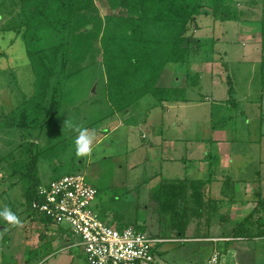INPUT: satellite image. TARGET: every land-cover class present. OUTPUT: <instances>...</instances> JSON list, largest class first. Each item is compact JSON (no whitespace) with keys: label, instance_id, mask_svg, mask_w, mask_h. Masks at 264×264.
<instances>
[{"label":"rangeland","instance_id":"374dc122","mask_svg":"<svg viewBox=\"0 0 264 264\" xmlns=\"http://www.w3.org/2000/svg\"><path fill=\"white\" fill-rule=\"evenodd\" d=\"M74 1L76 9L70 16L65 34L68 48L64 72L52 78V85L60 91L59 104L47 119L44 113L50 107L52 88L48 90L47 99L41 101L34 87L36 76L27 54L25 27L20 31L17 28L21 10L19 0H0V117L25 101L28 105L27 117L44 119L39 127L27 128L29 135L27 130L0 128V209L10 208L21 220L20 225L14 226L0 219V264H19L17 262L26 258L31 248L42 250L39 245L49 240L50 246H44L46 251H50L47 256L42 259L35 257L20 264H88L81 246L75 244L77 239L70 234L66 221L45 229L43 223L28 214L23 181L11 172L19 165L23 166L21 169L25 173L34 164L42 182L66 174H82L85 181L97 189L94 209L97 212L99 208L105 209L114 214V217H103L108 218L106 220L112 225L122 222L123 226H127L151 219L153 224H168L167 217L161 222L155 215L156 220H153L147 207L148 204L153 205L149 195L163 178H197L202 172H207L202 161L212 157L215 164V150L223 146L217 140L225 138V134L229 136L239 132L238 122L242 124L243 116L248 118L247 130L242 131L245 134L237 133V137L230 135L223 148L230 149L232 159L237 161V169L249 178L255 176L257 170L254 164L258 160L256 150L259 146L264 149V97L260 98L259 93V60L263 53L260 21L264 0L237 1L235 6L242 10L243 14L239 17L243 20H222L216 18L213 12L208 15L201 13L189 23L185 37L190 36L186 44L192 53L184 62H165L164 70L159 73L160 80L166 84L172 76L179 77L178 86L186 83L185 96L189 100L178 103L165 113L153 107L155 101L150 95L128 111L115 112L107 96L102 29L107 23V16L114 22L123 16L133 18L136 15H130L125 7L109 6L107 0H95L92 4L86 2L89 6H84L80 0ZM233 8L230 5V10ZM201 9L211 10L208 0H202ZM34 34L42 38L34 42V47L59 40V36L49 35L42 29ZM49 53L50 65L55 71L59 70L62 50L57 48L56 54ZM109 53L110 50L106 57L110 61L113 55ZM210 70H214V75ZM182 72L185 75L181 76ZM190 74L195 81V77L199 76L198 84L190 81ZM44 76L41 71V83ZM217 78L221 80L219 83ZM249 91L247 100L245 94ZM232 101L238 102L237 107L232 106ZM258 125L262 135L257 133ZM79 128L95 133L91 156L76 155L75 139ZM156 135L161 147L157 146ZM165 149L172 152L171 158L159 156L160 151ZM208 151L210 154L207 155ZM241 151L246 153L245 163L241 162V153H237ZM204 154L205 158H202ZM219 156L220 163L228 161L224 152H220ZM245 164L243 171L240 166ZM213 167L215 175L219 176L218 166ZM219 185L216 182L212 184L211 195L221 200L223 196L218 192ZM227 208V204H221L220 210L213 214L214 225L218 226L220 215ZM237 220L234 214L227 221L223 220L226 228L222 231L221 227V233L228 232ZM190 228L189 234L194 231ZM16 231L20 232V237L12 238L8 244ZM143 231L149 233L146 229ZM43 232L44 240L40 239ZM168 235H171L170 231ZM70 242L72 245L69 248ZM165 244L169 247L161 256L158 250L155 253L157 264L170 263L172 259L182 264H207L213 248L210 243L198 240ZM244 245L237 248L243 260L241 264H264V242L253 248ZM215 254L209 264L216 263ZM20 256L21 260L18 259Z\"/></svg>","mask_w":264,"mask_h":264},{"label":"trees","instance_id":"16d2710c","mask_svg":"<svg viewBox=\"0 0 264 264\" xmlns=\"http://www.w3.org/2000/svg\"><path fill=\"white\" fill-rule=\"evenodd\" d=\"M95 0H80L84 6H89L86 2ZM111 7H125L134 16L129 15L117 18L113 22L108 18L104 29L101 32L102 44L105 49L104 67L108 77L107 96L110 103L117 110L129 108L143 94H152L158 100L174 99L183 95L184 89L161 87L156 85L160 76L163 64L166 62H184L191 51L186 43L190 36L185 37V32L191 21L197 15L205 13L212 14L222 20H240L242 10L235 6L239 0H208L211 10L201 9L202 0H107ZM78 2V1H77ZM21 10L18 14L19 24L17 28L26 34V44H28L27 54L32 60L34 74V87L37 89L39 99L45 101L50 87L52 95L49 97V109L45 111V118L53 114L59 104L58 97L60 91L52 85V78L55 75L61 76L64 72L66 50L68 48L65 34L69 26L70 16L76 9L74 0H19ZM230 5L234 6L230 10ZM247 19V18H246ZM243 20V19H241ZM261 24V46L263 53L260 59V71L262 80V95H264V13H262ZM40 26V27H39ZM39 27V28H38ZM49 33V35L59 36V40L34 47L36 37L34 33L39 31ZM39 30V31H38ZM38 31V32H36ZM40 36V35H39ZM184 43V45H182ZM199 43V42H198ZM62 50L59 59L60 69L55 71L50 65L49 51L57 53V48ZM110 50L112 59L109 61L106 53ZM192 52V51H191ZM40 63V66L39 64ZM42 66V68H41ZM41 71L45 74L39 81ZM196 80L198 79L195 77ZM55 80V79H54ZM190 81H195L193 75ZM28 105L14 108L8 114L0 117V128L9 130L24 131L35 129L42 125L44 119L37 117H27ZM34 118V119H29ZM27 134L30 131L27 130ZM208 161V176L205 178H163L151 195V200L157 205L160 213H164L170 223V233L177 238H186L187 231L192 224L194 233L202 234L201 229L208 227L213 218V214L218 211V202L210 197L209 184L215 180V169L212 157ZM35 165L29 167L25 173L21 165L13 169L12 175L17 174L23 181L24 201L28 214L33 219L43 223L45 229L56 226L58 223L33 208L35 201H40L37 193V186L42 183L39 179ZM19 179V178H18ZM222 193L232 198L234 194L233 180L226 176L223 181ZM256 205L251 212L243 218L237 220L230 232L233 237H253L264 236V193L258 192ZM41 215V216H40ZM104 219L103 215H100ZM224 218V215L220 216ZM121 226H119L120 228ZM56 228V227H55ZM58 229V228H57ZM59 230V229H58ZM206 231V230H204ZM70 232V231H69ZM71 234V232H70ZM194 234V235H196ZM204 234V233H203ZM207 234V232H205ZM44 232L40 235L43 239ZM68 236V235H67ZM44 240V239H43ZM43 244V245H42ZM42 250L30 249L26 258H18L23 263L32 261L40 257L47 256L50 251L45 247L50 246V240L42 242ZM45 246V247H44ZM20 262H17L20 264Z\"/></svg>","mask_w":264,"mask_h":264},{"label":"crops","instance_id":"0c3cea01","mask_svg":"<svg viewBox=\"0 0 264 264\" xmlns=\"http://www.w3.org/2000/svg\"><path fill=\"white\" fill-rule=\"evenodd\" d=\"M191 53L192 52L190 51L188 55H190ZM259 66H260V60H259ZM163 68H165V67H163ZM245 69H246V67L244 68V70ZM210 72H212L211 75H214L213 74L214 70H210ZM245 73H247V72H245ZM183 75H185V73L182 72L181 76H183ZM190 76H192V74H190ZM160 77H161V74H160V76L157 80V83H156V85H158V86L179 88L180 85H182V84H179V86H178L179 77L176 78L175 76H172L171 78H168L170 81L169 84L162 82L160 80ZM261 77H262V75H261V71H260V91H259L260 98L264 97V95H262ZM212 79L215 80L214 76H212ZM218 81H221V80H219V78H217L216 82L219 83ZM198 82H199V76H198V79L196 81H194L193 84H198ZM193 84H191V85H193ZM181 88L184 89V93H183V95H180V97H178V98L167 99V100H158L152 94H143L134 103H132V105L129 108H127L125 110H121V111L130 110L131 107L138 104L142 98H144L147 95H150V96H152V98L155 101L153 107H158L161 110V113H165V112H167L168 109L174 108V106H176L178 103H184V102H187L189 100L185 96L186 90H187V84L184 83V85ZM250 93H251V91H249L248 93L245 94V99L249 100ZM226 101L227 100L225 99V102ZM258 101H259V98H258ZM235 102L236 101H234V102L232 101V106L237 107L238 102H236V103ZM116 111L119 112V110H117L115 108V112ZM169 113H170V111H169ZM241 113H243V111ZM247 119L243 116L242 124L238 122V124L240 126V131L234 132L233 133L234 136L232 133L230 135H232L233 137H237L236 136L237 133H239V135L245 134L242 131L247 130V125H248ZM257 124H259V123H257ZM256 129H257V133L262 135V131H261V128L259 125L256 126ZM235 131H237V129H235ZM223 134H222V136H223ZM230 135L228 136L227 134H225V138H221V140H217L218 142H221L223 144L222 147H221V145L220 146L217 145L218 148L215 150V153L213 155L215 157V164H213V165L218 166L217 173L219 174V176L215 175V180H213L209 184L210 197L212 199L217 200L218 210H220L221 204H227L228 205L226 212L221 214V215H224V218H220L218 226L214 225L212 223V220H211L210 225L207 228L204 227L205 228L204 230H206V231L201 229L202 234L194 235L193 233L195 231H193L191 234H189L190 233L189 232L190 226H189L186 238H177V237H174L172 234L168 235V233L170 231L169 221H168V224H165V223L164 224H159V223L153 224V221L151 219L150 221H147V222L145 220H142V221H137L136 223H134L132 225H127V226H133V227L140 229L142 231H143V229H146L147 231H149V233H148L149 235L162 239L161 242L157 243V245L155 247V253L158 250V252L160 253V256H161L164 253V249L169 247L165 244L167 242H171V241L183 242V241H188V240H198V241L208 242V243H210V245L213 246L212 253L210 255L211 257H208L207 264H209V261L212 259V256L214 253L217 254V261L215 264H241L243 260L240 259L237 248H240L242 245L245 244V242L247 243L246 245H248L251 248L256 247L261 242H264V236H260V237H258V236H253V237H241V236L233 237V236H231L230 232H231L234 225L230 226L228 229V232H225V234L221 233V227L223 229L222 231H225V228H226L224 226V224L222 223L223 220L227 221L231 214H234L235 216H237L238 220L243 218L245 215L249 214L251 212V210L253 209V207L256 205V202H257L256 200L258 199V195H259L258 192L264 193V187L262 188V185L264 186V178L262 179V176H264V152L261 151V150L264 151V149L261 146H259L258 149L256 150L257 155L255 157H258V160L255 161L254 164H256L257 170L255 171V176H253L252 178H249L246 176V174H243V172L240 169H237L238 168L237 161H234L232 159L233 154L230 152V149L228 150L226 148H223V147H225L224 144H225V141L227 140L226 138L231 137ZM249 135H250V131H249ZM142 136H144V135H142ZM157 137H158V135H156V143H157V146H160V141H159V139L157 140ZM260 142H261V140H260ZM220 152H224L225 155L228 156V161L222 162V163L219 162V157H220L219 153ZM250 152H252V151H250ZM237 153H241L240 156L242 157V160H243L241 162L245 163L244 156L246 155V153L244 151L237 152ZM206 154L207 155L210 154V151H208V153H206ZM206 154H204V157L202 156V158H205ZM248 154H249V151H248ZM252 155L254 156V154H252ZM159 156L162 158L169 159L173 155L169 149H165V150L160 151ZM206 159L202 161V164H204L206 166L207 172H202V174H200V176L197 178H205L209 174L208 169H207V163L208 162L206 161ZM249 162H250V160H249ZM249 162H247L246 164H248ZM221 164H222V166H220ZM246 164L240 166V168H243V171H245ZM262 167H263V171H262ZM204 170L205 169H203V171ZM227 175L230 176L233 180L234 194L232 195V198H230L229 196H225L222 193L223 181ZM214 182L220 184L218 187V192L221 196H223V198L221 200L218 199L217 197H213L211 195L212 184ZM152 193L153 192H151V194L149 195V200H151ZM225 201H228V203H226ZM150 202H152V200ZM147 207L150 208L149 212H151L150 214L152 215L151 217L153 218V220H156V216L158 218L157 221L159 220L162 222V219H165V217H166L165 214L160 213L158 211L157 205L155 203H153V205L148 204ZM98 210L100 211V212L98 211L100 213V215H103L104 217H107V216L109 217V216L114 215V214L113 215L109 214L105 209L99 208ZM106 219H108V218H106ZM112 220H113V218H112ZM106 221L108 223H110L108 220H106ZM113 226H116V227L121 226L120 228L125 227L122 225V222L121 223L117 222V225H113ZM190 229H193V227H191ZM214 230H216V231L214 232ZM163 231H166V232L162 233ZM17 232L18 231H16V233L11 236V239H10L8 244H10L11 240H13L12 238L20 237V232L19 233H17ZM205 232H207V234H205ZM25 242H27V241L25 240ZM236 244H239V246H236ZM71 245L72 244L70 242V245L68 247L70 248ZM246 245H244V246H246ZM229 253H230V255H229ZM175 263L182 264V263L176 262L175 259H172L170 263L165 262L164 264H175Z\"/></svg>","mask_w":264,"mask_h":264},{"label":"built area","instance_id":"2783aa9c","mask_svg":"<svg viewBox=\"0 0 264 264\" xmlns=\"http://www.w3.org/2000/svg\"><path fill=\"white\" fill-rule=\"evenodd\" d=\"M37 193L40 201L33 208L58 224L66 221L88 264H157L155 247L162 239L102 219L93 207L97 189L82 174L42 182Z\"/></svg>","mask_w":264,"mask_h":264},{"label":"clouds","instance_id":"9594fccd","mask_svg":"<svg viewBox=\"0 0 264 264\" xmlns=\"http://www.w3.org/2000/svg\"><path fill=\"white\" fill-rule=\"evenodd\" d=\"M94 136L95 133H90L87 128L78 129V135L75 139V152L77 156H91V154L93 153ZM0 219L14 226H18L21 224L20 218L8 207L0 209Z\"/></svg>","mask_w":264,"mask_h":264}]
</instances>
